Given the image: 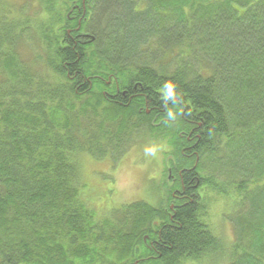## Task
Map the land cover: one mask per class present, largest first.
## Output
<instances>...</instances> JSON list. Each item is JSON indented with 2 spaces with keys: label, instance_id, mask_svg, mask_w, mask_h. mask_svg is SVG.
Here are the masks:
<instances>
[{
  "label": "trees",
  "instance_id": "obj_1",
  "mask_svg": "<svg viewBox=\"0 0 264 264\" xmlns=\"http://www.w3.org/2000/svg\"><path fill=\"white\" fill-rule=\"evenodd\" d=\"M36 4L0 0V264L198 263L212 198L238 207L229 263L264 264V0ZM141 129L172 145L167 198L97 218L78 157Z\"/></svg>",
  "mask_w": 264,
  "mask_h": 264
},
{
  "label": "rangeland",
  "instance_id": "obj_2",
  "mask_svg": "<svg viewBox=\"0 0 264 264\" xmlns=\"http://www.w3.org/2000/svg\"><path fill=\"white\" fill-rule=\"evenodd\" d=\"M2 1L8 11L10 8L19 10L22 6L26 7L24 12L26 14L18 16L22 22L31 17L30 12L34 16L36 14L34 9L38 8L36 0ZM2 13L5 12L0 11V14ZM29 40L25 39L24 46ZM106 78L112 80L111 77ZM141 130L134 136L129 149L117 161L110 155L101 160L89 154H80L78 157L80 194L89 208L94 210L97 218L109 216L114 210L138 201L158 206L162 199L167 198L173 180L167 172L172 145L169 146V139L162 135L153 136ZM211 200L209 221L222 238L221 251L209 255L198 263L185 264H230L226 258L231 255L236 243L233 222L238 207L232 199Z\"/></svg>",
  "mask_w": 264,
  "mask_h": 264
},
{
  "label": "flooded vegetation",
  "instance_id": "obj_3",
  "mask_svg": "<svg viewBox=\"0 0 264 264\" xmlns=\"http://www.w3.org/2000/svg\"><path fill=\"white\" fill-rule=\"evenodd\" d=\"M81 22H79V24H80ZM83 35V34H82ZM82 35H79V37L80 38H83V36ZM117 93L119 94V93H121L122 94V96H127V93H126V91H120V90H117ZM140 112H141V110H140ZM165 112L164 111H162V113L161 114H164ZM190 126L191 125H188L187 126V130H185L184 131V133L185 134H183V136L186 138V140H187V142H189V143H187L188 145L184 148L185 150H188V149H190L191 148V142H192V139H191V136H192V132H191V128H190ZM176 191V190H175ZM174 191V192H175ZM177 193H180L178 190L176 191ZM173 208H174V205L172 206L171 205V210H173Z\"/></svg>",
  "mask_w": 264,
  "mask_h": 264
},
{
  "label": "bare ground",
  "instance_id": "obj_4",
  "mask_svg": "<svg viewBox=\"0 0 264 264\" xmlns=\"http://www.w3.org/2000/svg\"><path fill=\"white\" fill-rule=\"evenodd\" d=\"M101 22H102V21H101ZM82 36H83V37H85V36L88 37V35H82ZM199 82H200V81H199ZM194 119H195V118H194ZM126 210H127V209H126Z\"/></svg>",
  "mask_w": 264,
  "mask_h": 264
}]
</instances>
